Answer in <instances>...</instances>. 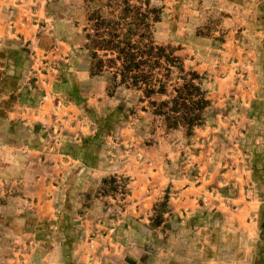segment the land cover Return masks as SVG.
I'll list each match as a JSON object with an SVG mask.
<instances>
[{
  "label": "rangeland",
  "instance_id": "obj_1",
  "mask_svg": "<svg viewBox=\"0 0 264 264\" xmlns=\"http://www.w3.org/2000/svg\"><path fill=\"white\" fill-rule=\"evenodd\" d=\"M11 2L0 0V264H226L244 256L234 243L251 222V264H264V0H47L34 22ZM98 17L175 50L210 100L201 125L169 128L150 103L167 96L91 72ZM11 20L26 37L7 35ZM244 196L260 202L248 218L230 209Z\"/></svg>",
  "mask_w": 264,
  "mask_h": 264
},
{
  "label": "trees",
  "instance_id": "obj_2",
  "mask_svg": "<svg viewBox=\"0 0 264 264\" xmlns=\"http://www.w3.org/2000/svg\"><path fill=\"white\" fill-rule=\"evenodd\" d=\"M121 20L98 17L93 32L86 33L84 46L90 53L91 72L108 71L113 83L139 89L147 98L167 96L150 101L153 113L162 116L169 128L193 131L203 123L210 105L206 91L196 82L197 74L185 70L172 47L158 45L144 34L134 38L141 26L129 22L127 28H121Z\"/></svg>",
  "mask_w": 264,
  "mask_h": 264
},
{
  "label": "crops",
  "instance_id": "obj_3",
  "mask_svg": "<svg viewBox=\"0 0 264 264\" xmlns=\"http://www.w3.org/2000/svg\"><path fill=\"white\" fill-rule=\"evenodd\" d=\"M13 5H16L17 7H19L20 9L23 10L24 13H26L25 15H28V18L31 22H34V16H38L39 19L41 18V16L45 15L46 12V6H47V0H17L14 1L12 0L11 2ZM32 4V6L30 5ZM37 5V6H34ZM22 12V13H23ZM23 21V25L27 26L30 24L29 21H27V19L25 20V17H23V19L21 20ZM11 22H14L13 20H11ZM20 21L17 24L16 22H14V24H10V29L7 31V35L9 34L10 37L13 36H22L24 35L26 37L27 32H25L23 29L20 28ZM35 25V24H34ZM12 158V152H9V154ZM8 160V159H6ZM11 161V160H10ZM237 201H241L242 205L241 206H237L236 208H230L231 210L237 212H242L243 214H246L245 216L248 218L249 216L251 217L252 214H256L260 205L259 200H253V199H249L246 196L242 197H238ZM54 204L55 201L51 199V197H45L43 204H42V208H43V217L45 218H50L53 214H51V212L54 209ZM15 214V221H14V225L16 228L17 227V223L23 224L25 223V217L20 213L19 211H16ZM240 214V213H238ZM227 216H225L226 218ZM255 223L253 222V226H252V222H251V227L249 228V230H242L241 231V235L243 237H241L240 239L242 241H235L236 243H234V247L237 249V252L239 251H245L244 256L239 257L238 254H236V256H234L232 259H228L226 262V264H251V259H252V250H253V244L256 241V236H253L252 234V230L255 231V227H254ZM18 228V227H17ZM240 231V228L236 227L234 225V230H232V232L234 234H238ZM232 233V234H233ZM233 234V236H234ZM232 236V235H231ZM245 236V237H244ZM233 239V238H232ZM56 250V248H55ZM190 252V251H189ZM191 256V255H189ZM189 259H191L189 257ZM197 264H207L206 260H201V261H197ZM209 264H219L218 261H215V259L212 260L211 262H208ZM189 264H195V261H191L189 262Z\"/></svg>",
  "mask_w": 264,
  "mask_h": 264
}]
</instances>
